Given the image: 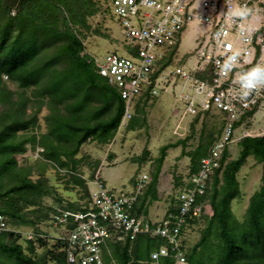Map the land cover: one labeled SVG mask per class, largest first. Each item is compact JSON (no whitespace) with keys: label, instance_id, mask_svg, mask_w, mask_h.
Instances as JSON below:
<instances>
[{"label":"trees","instance_id":"obj_1","mask_svg":"<svg viewBox=\"0 0 264 264\" xmlns=\"http://www.w3.org/2000/svg\"><path fill=\"white\" fill-rule=\"evenodd\" d=\"M3 1L0 0V215L8 225L12 221L38 229L43 219H52L55 224L58 209L85 211L88 205L50 206V215L42 213L40 207L43 197L49 194L48 185L43 180H33L32 169L20 166L16 155L25 152L26 145L31 143L34 148L43 149L40 154L46 163H52L58 170L57 164L67 167L61 157L73 159L83 143L112 140L121 126L125 106L117 89L97 72L94 60L83 55L85 46L81 35L84 29H90L88 18L100 11L107 13L96 0H14V4H19L14 15L12 4ZM7 81L17 85L20 91L11 89ZM62 83L71 86V90L67 91ZM44 106L49 109L46 117L49 131L37 140L29 131L39 125V114ZM106 111H110V115L103 116ZM213 141L197 148L192 156L191 173L199 169L200 160ZM239 146L242 152L236 160L226 161L228 152L224 153L223 166L213 176L209 197L198 198L199 204L209 202L213 215L198 244L192 251L185 252L187 264H264V175L260 192L249 200L244 222L237 220L231 207L240 193L237 173L247 157L253 154L264 161V136L245 137ZM158 174L159 171L147 187L157 183ZM75 181L85 184L79 177H75ZM147 187L144 195L149 194ZM85 188L88 190V186ZM87 193L90 198L91 193ZM150 194L156 198L155 189ZM145 200L139 205V201L134 203V215L148 217V205H143ZM173 200L169 210L177 213V201ZM27 205L40 207L27 215L24 212ZM66 225L71 229V222H59L55 226L60 236L65 235ZM19 235L11 229L0 234V264H50L47 256L51 264H67L60 240L57 239L47 256L35 258L32 253L38 239L34 235L29 238L31 253L15 241H5L6 237L18 238ZM212 236L218 241L215 249ZM139 240L150 245L146 258L139 255L140 249L136 247ZM165 242L163 238L146 234L123 244L109 242L110 255L105 251V263L111 264L113 259L116 264H151V252ZM159 264H175L174 253L171 251L169 256L162 257Z\"/></svg>","mask_w":264,"mask_h":264},{"label":"built area","instance_id":"obj_2","mask_svg":"<svg viewBox=\"0 0 264 264\" xmlns=\"http://www.w3.org/2000/svg\"><path fill=\"white\" fill-rule=\"evenodd\" d=\"M103 10L115 17L124 31L123 54L114 51L104 59L93 57L97 72L117 89L124 101L121 126L134 117L139 100L159 97L162 82L180 80L175 92L177 103L175 134L190 130L196 119L216 113L222 117L221 134L201 158L199 169L189 172L186 187L177 195V213L170 210L156 222L133 214L139 192L149 183L147 175L137 180L134 196H118L104 183L91 192L85 211H63L54 216L55 224L66 225L59 235L67 264H106L108 243L135 241L140 234L163 238L166 242L150 254L151 264L174 253L175 264H187L183 250L184 229L207 211L209 183L223 165L224 153L245 137H263L264 128L253 127L256 114L264 109V89L241 99L234 82L237 73L257 63H264V0H236L252 10L243 33L239 22H226L224 0H96ZM197 31L195 66L183 69L178 62L189 61L191 53L181 55L187 30ZM240 54L239 63L230 71H222L224 59L233 52ZM241 130L240 135L237 132ZM226 163V161H225ZM224 163V164H225ZM96 183V184H97ZM10 230L0 215V234ZM114 261L113 259L111 262ZM115 262V261H114Z\"/></svg>","mask_w":264,"mask_h":264},{"label":"rangeland","instance_id":"obj_3","mask_svg":"<svg viewBox=\"0 0 264 264\" xmlns=\"http://www.w3.org/2000/svg\"><path fill=\"white\" fill-rule=\"evenodd\" d=\"M3 3L12 4L14 8L12 15L19 8V4H14V0H4ZM88 25L90 29H84L81 35L85 46L83 55L88 56V59L93 60L94 56L104 59L114 51L120 54L124 53L122 49L125 40L124 31L115 17L100 11L88 18ZM197 35V31L194 29L186 31L180 53L181 55L191 53V59L178 62L177 66L183 69L195 66ZM4 78L7 79V77ZM98 79L102 81L100 77ZM8 85L11 89L20 91L17 85L11 82H8ZM65 85L67 91L71 90V86L62 83L63 87ZM179 85L180 80L163 81L160 96L152 98L150 105L145 104V106L143 104L144 99L139 100L138 111H136V117L131 123V129L120 126L112 140L107 143H99L96 140L83 143L73 159L61 157V160L66 162L68 166L63 167L57 164L56 166L60 170L52 163H46L43 160L40 154L43 149L40 146L34 148L31 143H28L26 151L16 155L18 164L30 167L32 169L30 177L35 181L43 180L48 185L49 194L43 197L41 207L39 205H27L24 212L31 215V212L33 213L40 207L43 209L42 213H49L50 215L51 211L48 209L50 206L59 208L69 203L81 206L89 205L90 198L87 192L90 194L95 191L96 185L99 187V181L118 196L126 195L132 198L138 190L133 185L134 181L143 175H147L150 183L154 174L159 171L157 183L147 187L148 190H146L149 194L144 195V191L139 192L137 204L139 205L143 199H146L143 205L146 203L148 205V218L154 222L161 220L168 213L172 202H174L173 199L176 200L177 195L186 187L193 162L192 156L197 148L210 141H215L221 134L222 117L216 113L196 119L186 136L185 134L181 136L174 133L176 118L173 113L174 109L180 105L176 101L175 92ZM105 87L108 90L109 87L107 85ZM109 93L113 95V91ZM48 113L49 109L44 106L39 114V125L29 131V135H36L37 140L43 134H48L49 128L46 120ZM108 114L110 115V111H106L103 116ZM255 120L256 122L252 124L253 127L261 126L264 128V109L258 111ZM240 133L241 130L237 132V135ZM227 152L226 161L236 160L241 155L242 147L239 146L238 142H235ZM161 158H163L162 162L160 161ZM263 175L264 161L253 154L249 155L237 173L240 193L231 203L233 214L239 222H244L250 198L255 193L260 192L263 185ZM75 177L83 179L85 184H78ZM95 178H97L98 183L94 181ZM213 178L209 184L207 197L211 193ZM94 182L97 184L95 185ZM85 186H88V190ZM153 189L156 190L155 199L150 194ZM206 205V213L196 221H191L184 229L182 235L184 252L192 251L204 235L208 219L213 215V209L208 201H206ZM52 225H54L52 219L51 221L43 219L37 225L38 229L9 221L10 229L20 235L18 238L6 237L5 241H15L21 244L27 253H31L28 249L29 238L34 235V238L38 240L35 241V250L32 254L35 258H44L48 255V251L54 248L57 237L60 235L55 226ZM214 239L212 236L211 240H213L212 244L215 249L218 241ZM149 246L147 241L139 240L136 243V247L140 249L139 255L146 258ZM46 259L50 264L52 263L48 256ZM111 264H116V262L112 261Z\"/></svg>","mask_w":264,"mask_h":264},{"label":"clouds","instance_id":"obj_4","mask_svg":"<svg viewBox=\"0 0 264 264\" xmlns=\"http://www.w3.org/2000/svg\"><path fill=\"white\" fill-rule=\"evenodd\" d=\"M226 11L222 12L226 22H239L241 33L245 31L244 21L251 15L252 10L247 6L239 5L236 0H224ZM238 51L227 56L221 65L222 71L230 72L239 63ZM238 86L241 99H247L252 93L264 89V63H257L246 71L238 72L234 81Z\"/></svg>","mask_w":264,"mask_h":264},{"label":"crops","instance_id":"obj_5","mask_svg":"<svg viewBox=\"0 0 264 264\" xmlns=\"http://www.w3.org/2000/svg\"><path fill=\"white\" fill-rule=\"evenodd\" d=\"M150 101H151V99L147 98V99L144 100L143 104H144V105H145V104H146V105H150V103H151ZM146 105H145V106H146ZM129 123H130V122H129ZM175 125H176V124H175ZM128 126H129V124L126 125V126H124L125 129L128 128ZM121 127H122V126H121ZM97 170H98V169H97ZM99 170H100V169H99ZM101 173H102V172H101ZM101 177H102V176H101ZM95 179H96V178H95ZM94 181H95V180H94ZM94 184L96 185V182H94ZM97 187H98V186L96 185L95 188L97 189Z\"/></svg>","mask_w":264,"mask_h":264}]
</instances>
